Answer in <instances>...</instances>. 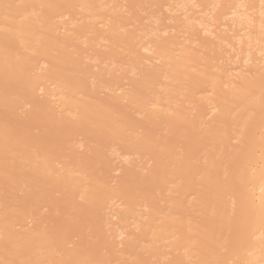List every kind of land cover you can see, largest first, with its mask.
I'll list each match as a JSON object with an SVG mask.
<instances>
[{
	"label": "bare ground",
	"instance_id": "bare-ground-1",
	"mask_svg": "<svg viewBox=\"0 0 264 264\" xmlns=\"http://www.w3.org/2000/svg\"><path fill=\"white\" fill-rule=\"evenodd\" d=\"M0 264H264V0H0Z\"/></svg>",
	"mask_w": 264,
	"mask_h": 264
}]
</instances>
